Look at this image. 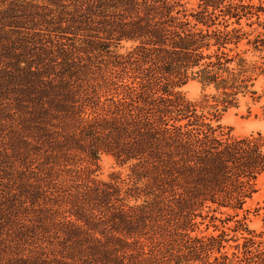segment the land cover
Segmentation results:
<instances>
[{
    "label": "trees",
    "instance_id": "16d2710c",
    "mask_svg": "<svg viewBox=\"0 0 264 264\" xmlns=\"http://www.w3.org/2000/svg\"><path fill=\"white\" fill-rule=\"evenodd\" d=\"M196 1L0 0V264H264V136L213 124L256 94L264 7Z\"/></svg>",
    "mask_w": 264,
    "mask_h": 264
},
{
    "label": "rangeland",
    "instance_id": "374dc122",
    "mask_svg": "<svg viewBox=\"0 0 264 264\" xmlns=\"http://www.w3.org/2000/svg\"><path fill=\"white\" fill-rule=\"evenodd\" d=\"M182 4L187 10H191L197 6L196 0H181ZM256 6L264 7V0H255L253 2ZM71 8V6L69 7ZM260 17L264 20V12L260 13ZM242 25H245V22L242 21ZM221 28V26L219 27ZM246 30L249 28L245 27ZM251 39V37L244 38L240 43L239 47L242 50L244 47L246 55H244L249 61L261 63V59L264 56V51L262 53L259 52H251V46H245L247 40ZM65 41V40H64ZM123 49L120 52H123L125 48L130 47L129 44L123 45ZM230 48H234L232 45ZM234 52L230 53L232 55ZM254 91L256 94L254 96L247 95L246 97L240 99L238 107L228 110L224 113L217 123H213L214 126H220L221 130L226 133L228 130H231V135L238 138L249 137L251 135L256 136L258 133L264 136V74L258 75L254 85ZM181 92L186 96L187 99L191 101H199L204 95L212 96L215 93H212L210 90H203L202 87L198 83H189L185 87L181 89ZM14 111V110H10ZM119 171L122 174V177H125L126 172L124 170H120L114 164V161L109 156H102L99 162V171L98 178L107 180L108 176L114 172ZM256 189L257 193L253 195L252 199L249 200L244 209L249 211L247 214V225L250 230L255 231V233H259L263 230L262 228V218H263V210H260L259 213H255L256 208L264 207V174L261 175L256 181ZM245 213L239 212V218L241 219ZM259 214V215H257ZM228 226H233L232 222L229 223ZM212 234L213 228L205 229V226H201L196 234ZM229 237L233 235V233H229ZM229 245H234L231 241ZM234 250L229 249V252Z\"/></svg>",
    "mask_w": 264,
    "mask_h": 264
}]
</instances>
